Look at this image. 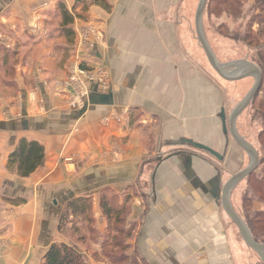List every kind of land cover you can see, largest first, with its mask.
Returning <instances> with one entry per match:
<instances>
[{"label": "crops", "instance_id": "0c3cea01", "mask_svg": "<svg viewBox=\"0 0 264 264\" xmlns=\"http://www.w3.org/2000/svg\"><path fill=\"white\" fill-rule=\"evenodd\" d=\"M197 2L107 0V10L91 8L89 22L102 42L82 66L106 70L109 90L92 85L80 112L62 88L77 65L78 34L69 44L56 32L60 21L50 16L56 14L53 3L70 11L74 0H0V76L12 74L0 84L8 91L0 98V185L14 189L7 194L12 198L27 199L11 207L0 264H41L52 244L74 248L87 264H101L92 256L112 244L120 217L123 247L138 264H245L243 241L221 206L222 188L241 171L243 155L222 130L221 110L226 118L230 113L228 88L211 76L195 44ZM85 23L75 19L73 27L78 31ZM217 42L222 55L230 46ZM214 56L223 65L242 61ZM6 138L14 139L10 148ZM21 138L38 142L45 155L44 165L25 179L6 167ZM40 194L53 202L42 215ZM79 198L92 203L98 241L87 240L79 216H70L73 229L56 231L60 207L63 212L66 202Z\"/></svg>", "mask_w": 264, "mask_h": 264}, {"label": "rangeland", "instance_id": "374dc122", "mask_svg": "<svg viewBox=\"0 0 264 264\" xmlns=\"http://www.w3.org/2000/svg\"><path fill=\"white\" fill-rule=\"evenodd\" d=\"M75 1V0H74ZM200 0H198L197 5L199 3ZM52 4V3H51ZM54 7L57 8V5L55 3H53ZM196 5V7H197ZM51 5H48L47 7H52ZM93 7H97V5H93L91 3V0H85L81 3V5H79L75 11L73 12L74 14V21L76 19V21H87V23L84 24V30L91 35V37H94L96 39V37L99 35H101L100 33H97V29L95 28L96 25H94L93 23H90L89 21H92L90 19L89 13H90V9ZM255 7H257L256 4V0H247L243 7H242V13H243V17L241 19H236V20H232L230 17H228L227 15H225L222 12V6L220 7V5H217L216 2L214 1L211 6L205 7L203 15H202V31H203V35L204 38L209 46V48L211 49V46L213 48L212 52L214 55H216L219 59L224 60L227 59L226 61L229 60H233L234 58H240L242 59V61H246L248 63H252L255 62L257 65L259 62L260 64H264V49L261 50V52L258 50V48H249L246 45L242 44L241 42H234L232 40L226 39L223 35H225V33L227 32V34L231 35L232 32H235V34L239 35L241 38L242 34H243V27L245 26L246 22L250 20L251 16L255 15L257 13V10L255 9ZM77 11V12H76ZM56 14H50V16L52 17L51 21H60V18L58 17V10H55ZM196 12V9H195ZM194 21V20H193ZM57 23L53 22V25L50 27H56L57 28ZM74 25V23H73ZM72 25V29L74 28ZM36 29V26H34L32 29ZM257 26L254 25L253 26V33H255L257 31ZM39 30V28L36 30V32ZM96 30V31H95ZM221 30V31H220ZM245 30V28H244ZM35 32V33H36ZM58 32V29L57 31ZM99 32V31H98ZM220 32V33H219ZM42 33V32H41ZM34 35L37 37H40V34ZM59 33V32H58ZM78 31L77 28L75 27L73 29V35H77ZM54 35H57L56 33H54ZM234 35V33L232 34ZM194 38H195V44L200 47L199 43L197 42L196 39V35H195V29H194ZM220 40L223 45H228L230 46L225 47V53H223L222 55H220L221 52V48L219 46V42L215 43V40ZM78 38H77V42H78ZM98 42V41H97ZM211 44V46H210ZM221 45V44H220ZM222 45V46H223ZM234 45H236V47H234ZM77 46V43H76ZM10 47V45L8 46V48ZM224 47V46H223ZM227 48V49H226ZM237 49V51H236ZM200 53L204 54L201 47H200ZM83 57V59H82ZM87 58L86 55H78L76 56V62L78 60H80V64L82 65V62L85 61L84 59ZM20 64V63H19ZM253 65L257 66L256 64L252 63ZM18 65V63L16 64ZM258 67V66H257ZM83 68H89L86 66H83ZM91 68V67H90ZM259 68V67H258ZM260 69V68H259ZM211 76L217 81H222L221 83L225 84L228 88V111L230 112L240 101L241 99L248 93V91L251 89L252 85H253V79L251 78H247L244 79L242 81H238V82H226L224 80H222L213 70H209ZM10 73L6 74L3 78H1L0 76V84L2 83V81H5L7 79H9L11 75H9ZM69 75V74H68ZM68 77V76H67ZM68 79V78H66ZM2 88V86H1ZM8 91L3 89H0V98H3L4 96H7ZM11 94H13V92H11ZM264 97V81L262 82V86L258 95V98L256 99V101L252 104H250L244 111L243 113L238 117V134L246 141L248 142L257 152L258 154V158H259V162L260 161H264V147H262V144L260 141L257 140V135L259 133V131L263 128V124L261 122V118L257 112V103L260 100V98ZM70 100V99H69ZM72 105V104H71ZM9 107V106H8ZM1 108V107H0ZM237 124V122H236ZM239 131H241V134L239 133ZM1 140V139H0ZM5 140V146L6 148H10V146H12V144H14V139L11 140L9 138L4 139ZM18 142V141H17ZM16 145V144H15ZM8 146V147H7ZM12 151V150H11ZM240 151L242 152L243 155V164L241 169H244L245 167H247V165L249 164V158L247 157V155L240 149ZM7 167V166H6ZM258 169L255 170L253 179L255 180V185L250 183L247 181V178L244 179L243 181H241L240 183H238L235 188L232 190L231 192V199H232V204H234V206L232 207L234 212L244 221V223L246 222L245 217H249L252 220V224L256 229V233H257V238H259V240L264 241V184L260 185L259 183L256 184V180L257 178L261 177V170L262 168L257 167ZM8 170V168H7ZM8 173L10 174H15L13 171L8 170ZM16 175V174H15ZM263 188V189H260ZM14 189L6 184L5 182H3L0 185V255H2V253L5 251L4 250V246L6 244V240H5V234H6V228H4V226L8 225L9 221H11L12 217V206L9 205L6 202L2 201V198L4 197H12L9 196L7 194L13 193ZM14 198V197H13ZM50 198L49 196H46L45 194H40L38 199H37V203L39 206V214L42 215L43 213V206H45V204H52L51 203V199H49L48 201L46 199ZM54 202L56 203V205L60 206V203L58 202L57 198H53ZM26 203H27V199H25ZM25 203V204H26ZM67 202L65 203L66 206ZM104 205V204H103ZM104 207V206H103ZM98 209L99 211H103L101 203H98ZM105 209V208H104ZM121 206H117V208H115L116 211L121 210ZM107 211V209H106ZM59 218L56 220V231L59 234H64L66 229L70 227V229L74 228V220L70 219V214H66V219H63L62 217L65 215L64 212H61V207L59 210ZM93 215V209H92V203L89 202L88 204V210H87V214L85 217H83L84 219H81V225L84 228L85 232L87 233V240L89 242L91 241H98V236L94 235L92 233V222H94V219H92ZM60 218L61 221H60ZM60 222V226H59V230H58V223ZM228 223L229 225L235 230L237 231L236 227L231 223V221L228 219ZM246 224V223H245ZM247 226V225H246ZM120 227H122V225H115L114 226V230L116 231H120ZM248 227V226H247ZM250 231V230H249ZM238 232V231H237ZM120 241L117 245L115 244L114 248H118V250L114 251L111 250L110 246L114 244L115 241ZM104 243V242H103ZM107 243V242H106ZM113 244H109L108 247H104L103 251H101V255L98 256L96 255L95 257L92 256V250L90 251V248H84L86 253L90 254L92 256V259L95 260L96 262H100L101 264H114V263H119L122 264V259L123 254L122 253V247H123V242L121 241V239H118V236H114L113 239ZM87 245L89 246V243H87ZM244 245V258L246 259L245 264H263L262 261L260 260V258L250 249H248L245 244ZM119 247H121L119 249ZM110 252L114 255L109 256ZM80 253V252H79ZM127 251H126V258L127 261H129L128 259L131 260V263H136L138 264V261L135 260V258L132 257L128 258L127 256ZM83 257L84 255L82 253H80ZM94 255V254H93ZM121 257V258H119ZM85 259V257H84ZM128 263V262H127Z\"/></svg>", "mask_w": 264, "mask_h": 264}, {"label": "trees", "instance_id": "16d2710c", "mask_svg": "<svg viewBox=\"0 0 264 264\" xmlns=\"http://www.w3.org/2000/svg\"><path fill=\"white\" fill-rule=\"evenodd\" d=\"M85 0H75L73 3V6L71 7V10L68 11L66 8L63 7L60 3L57 4L56 10H58V13L60 15V23L58 27V32L61 36H65V38L68 40L69 44H73L72 41H70V38L73 35L72 31V25L74 23V14L73 12L75 9L81 5V3ZM216 2L217 5L222 6V12L230 17L232 20L241 19L243 17L242 13V7L244 3L247 0H208L207 7L211 6L213 2ZM91 3L93 5H97L101 7L102 9H108L107 0H91ZM257 7L255 9L257 10V13L253 16H251L250 20L246 22L245 26L243 27V34L242 37L235 34L229 35L227 32L225 35H223L226 39L232 40L234 42H241L242 44L246 45L249 48H258V50L261 52L262 49H264V0H256ZM257 26V31L253 33V26ZM245 28V30H244ZM221 31V30H220ZM220 33V32H219ZM252 63L256 64L252 61ZM258 63V67L261 71V77L262 82L264 81V64ZM262 86V83H261ZM261 89V88H260ZM260 92V90H259ZM259 95V93H258ZM258 95L255 97L252 103L256 101L258 98ZM251 103V104H252ZM257 112L261 118V122L263 124V128L259 131L257 135V140L261 142L262 147H264V97L260 98V100L257 103ZM45 161V155H44V148L36 141L27 140L25 138H21L18 140L16 145L14 146L13 150L9 154L7 158V168L10 171H13L18 178H28L31 174H33L36 170L41 168L44 165ZM262 168L261 170V177L257 178L256 184H264V161H260L258 167ZM258 169V168H257ZM256 169V170H257ZM255 171L248 176L247 181L255 185V180L253 179ZM263 189V188H260ZM264 190V189H263ZM3 202L8 203L12 207H19L21 205H24L26 203L25 199L21 198H12V197H3ZM88 199H78L70 201L66 204L64 207V213L65 215L62 217L63 219H66V214H70L72 217L79 216V217H85L88 210ZM103 209V207H102ZM103 211H105L103 209ZM123 212V209L116 211L118 216H120ZM60 218V221L61 219ZM246 219V225L248 226V229L250 230V233L253 237V239L257 243L264 244V241L259 240L257 238L256 229L252 224L251 218L248 216L245 217ZM122 225V219H117L116 225ZM60 222L58 223V230H59ZM122 227H120V231L118 235V239H121L123 242V234H122ZM114 239V236H113ZM107 240V239H106ZM115 241V240H114ZM120 241H115L112 244L113 247L115 244L117 245ZM121 247H119L120 249ZM113 250V249H111ZM118 250V248H114V251ZM123 258L122 264H136L131 263V260L127 261L126 258V249L122 248ZM113 254L110 252L109 256H112ZM114 256V255H113ZM128 262V263H127ZM41 264H87L84 257L77 252L74 248L67 246L65 244H52L47 251L45 252ZM119 264V263H114Z\"/></svg>", "mask_w": 264, "mask_h": 264}, {"label": "water", "instance_id": "95a60500", "mask_svg": "<svg viewBox=\"0 0 264 264\" xmlns=\"http://www.w3.org/2000/svg\"><path fill=\"white\" fill-rule=\"evenodd\" d=\"M207 3L208 0L199 1L195 12L194 25L197 42L199 43L211 69L222 80L226 82H238L247 78H251L254 81L251 89L241 99V101L230 111L227 118L225 116L224 110H221L220 113V120L223 133L228 134L232 141L249 158V164L247 165V167L235 174H232L223 186L221 191V206L227 218L236 227L245 246L251 251H253L264 264V244L257 243L253 239L248 227L246 226L244 221L234 212L230 204V194L232 190L238 183L250 176L259 165V158L256 150L238 134L236 129V121L238 117L243 113V111L253 102L255 97L258 95L262 83L261 71L257 66L246 61H239L223 65L216 60L212 50L209 48L204 38L202 31V15ZM86 107L87 104L82 107L80 112L85 111ZM185 144L200 151L206 152L217 160L222 159L221 156L204 146L193 144L188 141H186Z\"/></svg>", "mask_w": 264, "mask_h": 264}, {"label": "built area", "instance_id": "2783aa9c", "mask_svg": "<svg viewBox=\"0 0 264 264\" xmlns=\"http://www.w3.org/2000/svg\"><path fill=\"white\" fill-rule=\"evenodd\" d=\"M97 33L99 32L97 31ZM78 40L77 54L87 55L95 45L102 42V36L99 35L95 39L81 28L78 30ZM80 62V60L77 61V65L70 71L68 79L62 82V88L65 93L69 92L68 96L72 106L82 108L86 104L92 85L101 92L109 90V77L103 68H83Z\"/></svg>", "mask_w": 264, "mask_h": 264}]
</instances>
